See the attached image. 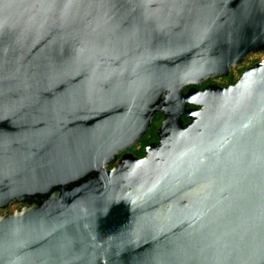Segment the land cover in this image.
Listing matches in <instances>:
<instances>
[{
    "label": "water",
    "instance_id": "95a60500",
    "mask_svg": "<svg viewBox=\"0 0 264 264\" xmlns=\"http://www.w3.org/2000/svg\"><path fill=\"white\" fill-rule=\"evenodd\" d=\"M262 52L264 0H0V264H264V59L197 88Z\"/></svg>",
    "mask_w": 264,
    "mask_h": 264
},
{
    "label": "flooded vegetation",
    "instance_id": "af4514ba",
    "mask_svg": "<svg viewBox=\"0 0 264 264\" xmlns=\"http://www.w3.org/2000/svg\"><path fill=\"white\" fill-rule=\"evenodd\" d=\"M257 61H259V59H256V60H252V62H250V63H248L247 65H245V66H241V69H244V68H246V67H248V66H250V65H252L253 63H255V62H257ZM240 70V69H239ZM219 80H223V81H225L224 83H222V82H219ZM236 81L234 80V81H232V82H230L229 81V79H228V77H226V78H214V79H211L208 83H206V84H204V85H200V86H197V88L198 89H203L204 87H206L207 85H209V84H219V85H230V84H233V83H235ZM185 90H187V89H185ZM157 115V114H156ZM155 117V116H154ZM184 119H186V118H184ZM162 120H163V116H162V119H161V121H160V124H161V122H162ZM187 121H185V123H188V119H186ZM152 124H153V122H152ZM160 124H159V126H160ZM159 126H158V128H159ZM152 127V126H151ZM158 128H157V130H158ZM150 130V129H149ZM148 130V131H149ZM157 130H156V134H157ZM147 131V132H148ZM146 132V133H147ZM146 135V134H145ZM144 135V136H145ZM143 136V137H144ZM142 137V138H143ZM142 138L140 139V141L142 140ZM139 141V142H140ZM158 141V135H157V139L156 140H151L150 142H148V144L147 145H149V144H153V143H156ZM138 142V143H139ZM137 143V144H138ZM137 144H135L131 149H129L127 152L128 153H133V154H135V155H137V156H140V157H142V156H144V150H143V154L142 155H140V154H138V150L140 149V146H136ZM146 145V146H147ZM145 146V147H146ZM145 149V148H144ZM121 156V155H120ZM119 156V157H120ZM20 206H22V205H17L16 207H20ZM4 210H0V214L3 212Z\"/></svg>",
    "mask_w": 264,
    "mask_h": 264
},
{
    "label": "trees",
    "instance_id": "16d2710c",
    "mask_svg": "<svg viewBox=\"0 0 264 264\" xmlns=\"http://www.w3.org/2000/svg\"><path fill=\"white\" fill-rule=\"evenodd\" d=\"M243 69L238 70V77L235 75L234 72H232V74L228 77L229 81H236ZM162 119V115L157 114L155 115V117L153 118V124L152 127L150 128V130L146 133V135L142 138V140L136 145V146H140V149L138 150V154L142 155L143 154V150L145 148V146L148 144V142H150L151 140H156L157 139V134H156V130L160 124V121ZM185 121H187L186 119H184Z\"/></svg>",
    "mask_w": 264,
    "mask_h": 264
},
{
    "label": "rangeland",
    "instance_id": "374dc122",
    "mask_svg": "<svg viewBox=\"0 0 264 264\" xmlns=\"http://www.w3.org/2000/svg\"><path fill=\"white\" fill-rule=\"evenodd\" d=\"M256 59H259V60L264 59V52H262V53H258V54H255V55L251 56V57H250L245 63H243L242 65H240V66H238L237 68H235V69L233 70V72H234L235 75L238 77V70L241 69V66H245V65H247L248 63L252 62V60H256ZM219 82L224 83L225 81H223V80H219ZM14 207H16V206H14Z\"/></svg>",
    "mask_w": 264,
    "mask_h": 264
}]
</instances>
